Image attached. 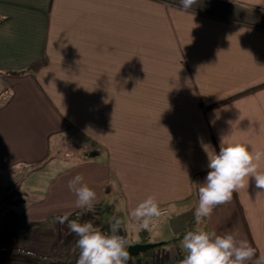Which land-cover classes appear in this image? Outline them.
<instances>
[{"label": "crops", "instance_id": "0c3cea01", "mask_svg": "<svg viewBox=\"0 0 264 264\" xmlns=\"http://www.w3.org/2000/svg\"><path fill=\"white\" fill-rule=\"evenodd\" d=\"M0 16V264H76L78 238L50 225L84 212L77 174L104 222L119 205L130 244L161 242L194 224L222 138L264 152V0H0ZM260 191L250 180L201 225L247 240L248 264L264 254ZM149 195L163 214L142 229L130 211ZM181 240L157 253L184 254Z\"/></svg>", "mask_w": 264, "mask_h": 264}, {"label": "clouds", "instance_id": "9594fccd", "mask_svg": "<svg viewBox=\"0 0 264 264\" xmlns=\"http://www.w3.org/2000/svg\"><path fill=\"white\" fill-rule=\"evenodd\" d=\"M198 0H180L182 10L189 11ZM207 151V145L204 146ZM264 152L250 149L243 143H225L221 139L219 152L209 154L208 174L198 189V204L194 211L195 227L186 231L181 247L184 257L179 264H248L257 256L256 249L247 240L238 239V234L229 230L223 234L209 231L201 225L210 218L217 207L230 203L233 193L249 186L254 179L257 189L264 192V171L260 162ZM68 188L76 196V207L94 211L96 192L81 174L68 181ZM120 207L117 204L110 221V231L103 232L93 223L78 219H69L70 213L56 217L55 223L67 224L70 233L78 238L76 247L79 256L76 264H128L129 244L125 236L119 235L123 219L118 215ZM160 204L155 195H149L137 204L130 216L142 229H149L153 221L162 215ZM254 264H264V254L254 260Z\"/></svg>", "mask_w": 264, "mask_h": 264}, {"label": "trees", "instance_id": "16d2710c", "mask_svg": "<svg viewBox=\"0 0 264 264\" xmlns=\"http://www.w3.org/2000/svg\"><path fill=\"white\" fill-rule=\"evenodd\" d=\"M155 1H160V0H155ZM4 20H5V18H3V17H1L0 16V24L1 23H3L4 22ZM40 64H42V63H35V64H33L32 65V67L33 68H35V67H37V66H39ZM55 158V156L54 155H52V154H48L45 158H43V159H41V160H39V161H35V162H33V163H30L26 168H28V170L26 171V173H25V175H29V174H31L32 172H34V171H38V170H41L42 168H44L51 160H53ZM24 178V177H23ZM22 178V179H23ZM96 208V207H95ZM97 209V208H96ZM99 211H100V209H98ZM84 211L85 212H87V210H85L84 209ZM100 213L102 214V212L100 211ZM71 217H75V215H72ZM102 218H103V216H101L100 217V221H98L99 222V224L101 225L100 226V228H99V230H103V229H106V228H108V229H110V222H104L103 220H102ZM195 227V222H194V224L192 225V227H190L189 229H187L186 231H188V230H192L193 228ZM144 231V230H143ZM186 231H184V232H182V233H180V234H178V235H174V236H172L171 237V239H168V240H162L161 242H162V244H170V243H172V242H178L179 240H181L182 238H183V236H184V234L186 233ZM126 238L128 239V237L126 236ZM129 240V239H128ZM149 240H148V238H143L142 239V242H144V243H146V242H148ZM157 250H158V247H156V248H153V249H150V250H148V251H146V252H143V253H141V254H139L138 256H141V257H143L146 261H147V263H150L151 261H152V259L154 258V256L157 254ZM16 256V257H23V256H20V255H12V254H7L6 256ZM130 257V256H129ZM38 262L40 261L39 259L37 260Z\"/></svg>", "mask_w": 264, "mask_h": 264}, {"label": "rangeland", "instance_id": "374dc122", "mask_svg": "<svg viewBox=\"0 0 264 264\" xmlns=\"http://www.w3.org/2000/svg\"><path fill=\"white\" fill-rule=\"evenodd\" d=\"M69 142H70L69 149L65 152L66 153L70 152L69 154H71L73 156L72 158L77 159L76 163H80L79 160L81 161V159L88 157V155L85 153L86 152L85 151V144L83 143V141H82V143L80 142V137H77V138L73 137L69 140ZM105 209H106V214H105L106 216L105 217L107 219L112 218L111 214H110V206L108 204L105 206ZM100 211L102 212V214L100 213ZM100 211L98 209H94V211H87V212L84 211V212H82V214L79 215L80 217L78 216V220L81 223H83V222H88V221H84L83 219L91 218L97 222L96 224H99L98 221H100V217L103 216L104 212H105L103 209ZM98 226L100 227L101 225L99 224ZM106 229H108V228H106ZM66 232H67L68 236H70L71 238L73 237L74 233H70L69 229L66 230ZM125 237H126V235H125Z\"/></svg>", "mask_w": 264, "mask_h": 264}, {"label": "built area", "instance_id": "2783aa9c", "mask_svg": "<svg viewBox=\"0 0 264 264\" xmlns=\"http://www.w3.org/2000/svg\"><path fill=\"white\" fill-rule=\"evenodd\" d=\"M103 232H109L110 229H104L102 230ZM119 235L125 236L123 228L121 227L119 233ZM130 245V242L128 244V246ZM184 254L183 253H178L176 256L174 257H170L169 255L166 254H162V253H157L154 258L152 259V261L150 263H147V261L145 260H141L139 261L138 264H179V261L181 259H183Z\"/></svg>", "mask_w": 264, "mask_h": 264}, {"label": "water", "instance_id": "95a60500", "mask_svg": "<svg viewBox=\"0 0 264 264\" xmlns=\"http://www.w3.org/2000/svg\"><path fill=\"white\" fill-rule=\"evenodd\" d=\"M161 245L162 242L134 243V244H130L127 247V251L129 252V256H138L143 252L159 247Z\"/></svg>", "mask_w": 264, "mask_h": 264}]
</instances>
